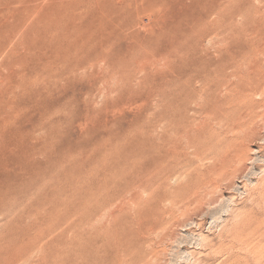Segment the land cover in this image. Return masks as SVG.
I'll return each instance as SVG.
<instances>
[{"label":"rangeland","instance_id":"rangeland-1","mask_svg":"<svg viewBox=\"0 0 264 264\" xmlns=\"http://www.w3.org/2000/svg\"><path fill=\"white\" fill-rule=\"evenodd\" d=\"M224 1L0 0V264H264V0ZM229 107L244 129L189 145Z\"/></svg>","mask_w":264,"mask_h":264},{"label":"bare ground","instance_id":"bare-ground-1","mask_svg":"<svg viewBox=\"0 0 264 264\" xmlns=\"http://www.w3.org/2000/svg\"><path fill=\"white\" fill-rule=\"evenodd\" d=\"M225 1H226V0H225ZM225 1H224V2H225ZM247 1H248V0H247ZM254 1H255V0H254ZM251 2H253V1H251ZM263 2H264V1H263ZM253 3H254V5H255V2H253ZM226 4H227V3H226ZM263 5H264V4H263ZM224 7H226V6H224ZM245 7H246V6H245ZM257 7H258V6H257ZM261 7H262V6H261ZM230 8H231V7H230ZM226 9H227V8H226ZM257 9H259V8H257ZM257 9H256V10H257ZM261 9H262V8H261ZM234 10H235V9H234ZM248 10L250 11V9H248ZM257 11H259V10H257ZM257 11H256V12H257ZM261 11H263V12H261V14H262V16H263V14H264V10L262 9ZM243 12H244V11H243ZM250 12H251V11H250ZM253 12H254V10H253ZM253 12H252V13H253ZM256 12H254V13H256ZM246 14H247V13H246ZM249 14H250V13H249ZM259 14H260V13H259ZM259 14H258V15H259ZM261 14H260V15H261ZM229 16H230V14H229ZM251 16H253V15L251 14ZM251 16H250V17H251ZM262 16H261V17H262ZM236 17H237V16H236ZM236 17H235V18H236ZM253 17H254V16H253ZM253 17H252V18H253ZM216 18H217V16H216ZM248 18H249V17H248ZM262 18H263V17H262ZM222 19H223V18H222ZM238 19H239V18H238ZM246 19H247V18H246ZM249 19H250V18H249ZM253 20H254V19H253ZM239 21H240V23H238V24H241V19H239ZM250 21L252 22L251 19H250ZM228 23H230V22H228ZM244 23H245V22H244ZM244 23H243V24H244ZM253 23H255L254 25L256 26V22H255V20L253 21ZM219 24H220V23H219ZM235 24H237V21L235 22ZM235 24H233V25H235ZM227 25H228V24H227ZM245 25H246V24H245ZM247 25H248V24H247ZM257 25H258V24H257ZM213 26H214V25H213ZM224 26H225V25H224ZM211 27H212V26H211ZM222 27H223V26H222ZM230 27H231V24H230ZM246 27H248V26H246ZM249 27H250V26H249ZM235 28H236L237 30H238L239 28L242 29V27H240V26H239V28H237V27L235 26ZM252 28H253V26H252ZM252 28H251V29H252ZM255 28H256V27H255ZM226 29H228V28H226ZM243 29H245V28H243ZM256 29H257V28H256ZM245 30H247V28H246ZM254 30H255V29H254ZM254 30H252V31H254ZM257 30L259 31V27H258ZM261 30H263V29H261ZM231 31H232V30H231ZM252 31H249V32H252ZM255 31H256V30H255ZM255 31H254V32H255ZM254 32H252V33H254ZM224 33H225V32H224ZM237 33H238V32H237ZM246 33H247V32L245 31V34H246ZM257 33H258V32H257ZM225 34H226V33H225ZM255 34H256V32L253 34V36H254ZM261 34H262V33H261ZM226 35H228V33H227ZM229 35H230V32H229ZM229 35H228V36H229ZM246 35H248V34H246ZM250 35H251V33H250ZM230 36H231V35H230ZM230 36H229V39H230ZM233 36H234V35L232 34V39H233ZM237 36H238V35H237ZM255 36H256V35H255ZM221 37H224V35H223V36L221 35L220 38H221ZM244 37H245V36H244ZM246 37H247V36H246ZM248 37H250V36H248ZM260 37H261V36H259L258 38L256 37V38H257L256 40L258 41V39H259V41H260V40H261ZM263 37H264V36H263ZM263 37H262V39H264ZM224 38H225V37H224ZM235 38H236V37H235ZM254 38H255V37H254ZM222 39H223V38H222ZM248 39H249V38H248ZM252 39H253V38H252ZM230 40H231V39H230ZM246 40H247V38H246ZM256 40H255V41H256ZM222 41H223V40H222ZM222 41H220V42L222 43ZM231 41H233V40H231ZM250 41H251V39L249 40V42H250ZM255 41H254V42H255ZM251 43H252V42H251ZM258 43H260V42H258ZM261 43H262V42H261ZM261 43H260V44H261ZM227 44H228V43H227ZM224 45L226 46L225 43H224ZM256 46H258V44H257ZM233 47H234V46H233ZM222 48H223V47H222ZM224 48H225V47H224ZM250 48H251V47H250ZM225 49H226V48H225ZM223 50H224V49H223ZM252 50H253V49H252ZM226 52H227V51H226ZM238 52H240V51H238ZM228 54H229V53H228ZM230 54H231V53H230ZM234 54H235V53H234ZM234 54L231 55V56H229V57H230V60H225V61L222 62V63H224L226 66L228 65V67H230V68L232 69V71L234 70V63H235V60H236V57L234 56ZM240 54H241V53H240ZM253 55H254V53H253ZM255 55H257V54H255ZM229 57H228V58H229ZM239 58H240V57H239ZM239 58H238V60H239ZM262 60H263V59H262ZM239 61H240V60H239ZM239 61H238V62H239ZM256 62H257V61H256ZM237 64H238V63H237ZM221 65H222V64H221ZM261 65H262V64H261ZM237 66L239 67V65H237ZM258 66H259V65H258ZM217 67H219V66H217ZM251 67H252V66H251ZM253 67H254V66H253ZM230 68H229V70H231ZM255 69L258 71V67L255 68ZM255 69H253V71H254ZM227 70H228V69H227ZM227 70H226V71H227ZM229 70H228V71H229ZM250 71H252V70H250ZM257 71H256V72H257ZM259 71H260V70H259ZM211 72H212V71H211ZM241 72H242V70H241ZM242 73H244V72H242ZM250 74L252 75V72H251ZM250 74H248V75L250 76ZM257 74H259V73H256L255 77L257 76ZM259 76H260V75H259ZM259 76H258V77H259ZM216 77H217V76H216ZM251 77H252V76H251ZM263 77H264V76H263ZM214 78H215V77H214ZM230 78H231V77H230ZM232 78H234V77H232ZM257 79H258V78L256 77V80H257ZM259 79L261 80V78H259ZM262 79H263V78H262ZM227 80H228V77H227ZM250 80H251V79H250ZM223 81H224V80H223ZM223 81H222V82H223ZM229 81H230V79H229ZM233 81H234V80H233ZM246 81H247V80H246ZM224 82H226V81H224ZM257 82H258V81H257ZM257 82H256V83H257ZM263 82H264V81H263ZM227 83H228V84L225 85V89H226V91H232V89L238 87V84H236V83H234V82H232V83L227 82ZM248 83H249V82H248ZM256 83H255V84H256ZM259 83H261V82H259ZM259 83H258V84H259ZM224 84H225V83H224ZM242 84H243V85H242V88H243L245 85H244L243 82H242ZM245 84H246V83H245ZM258 84H256V85H258ZM240 85H241V84H240ZM250 85H251V82H250ZM253 85H254V84H253ZM261 85H262V84H261ZM221 86H223V85H221ZM259 86H260V85H259ZM209 87H210V86H209ZM246 87H247V86H246ZM246 87H245V88H246ZM252 87H253V86H252ZM252 87H251V88H252ZM254 87H255V86H254ZM254 87H253V88H254ZM222 88H224V86H223ZM219 89H220V88H219ZM219 89H218V90H219ZM256 89H257V88H255V90H256ZM221 90H222V89H221ZM249 90H250V89H249ZM197 91H198V90H197ZM201 91L204 92L203 90H201ZM207 91H208V90H207ZM216 91H217V90H216ZM216 91H215V93H217ZM252 91H253V89H252ZM198 92H199V91H198ZM213 92H214V91H213ZM223 92H225V91L223 90ZM250 92H251V91H250ZM196 93H197V92H196ZM196 93H195V94H196ZM241 93H243V92L241 91ZM246 93L248 94V91H247ZM246 93L244 92V94H246ZM202 94H203V93H202ZM202 94H201V95H202ZM220 94H221V93H220ZM220 94H219V95H220ZM225 94H226V93H225ZM230 94H231V92H229V95H230ZM249 94H250V93H249ZM198 95H199L200 98H201L200 93L197 94V97H198ZM219 95H218V96H219ZM222 95H224V93H223ZM226 95H228V92H227ZM229 95H228V96H229ZM232 95H233V94H232ZM202 96H203V95H202ZM205 96H206V95H205ZM212 96H213V95H212ZM194 97H195V96H194ZM221 97H223V96H221ZM231 97H232V96H231ZM247 97H248V96H247ZM198 98H199V97H198ZM215 98H216V97H214V99H215ZM218 98H219V97H218ZM218 98H217V99H218ZM193 99H194V98H193ZM202 99H203V98H202ZM232 99H233V98H232ZM198 100H199V99H198ZM200 100H201V99H200ZM200 100H199V102H200ZM218 100H220V98H219ZM205 101H206V100H204V102H205ZM213 101H214V100H213ZM199 102H198V103H199ZM190 103H192V102H190ZM199 104H201V103H199ZM222 104H223V102H222ZM203 105H205V104H203ZM213 105H214V104H213ZM220 105H221V104H220ZM197 106H199V105H197ZM197 106H195V107H197ZM218 106H219V104H218ZM234 106H236V105H234ZM255 107L258 108V105L255 106ZM184 108H185V105H184ZM191 108H192V107H191ZM204 108H205V107H204ZM169 109H170V108H169ZM236 109H237V108L229 107V108H228L229 111L220 110L218 113H215V114H213L214 112L210 113L209 116H211V118L207 119L208 121H205V119H204V121H202V123H201V120H200V123H201V124L199 123L200 125H197V126L195 125L197 130H196L195 132H192V133H191L190 131L193 130L194 128L189 130L190 133L187 132V130H188L189 128H191V125L188 124V125H189V128H187V130H186V128H185V131H186L185 135H186V137H188V138H186V137H185V138H186L187 141H188V139H190L191 143H189V145H190V144H193V145H191V146H194L195 144L198 145L197 142H198V143H201L202 141H204V143H207V145L210 146V145L213 143L212 140L217 139L215 136H213V133L216 132V130H214V128L211 127V126H212V125H210L211 123H214V125L217 124V123H220V124H222V125L224 124L223 127L225 128V130H226V128H227V130H230V129L233 130V129H235L236 127H241V129H244L245 127L242 128V126H243V124H245V122H246V121H245L246 118L244 119V117H245L246 115H243L244 113H243L242 111H241L242 113H241L240 111H236ZM183 110L185 111L186 109H183ZM217 110H218V109H217ZM251 110H252V109H251ZM257 110H258V109H257ZM191 111H192V110H191ZM191 111H190V112H191ZM248 111H249V110H248ZM255 111H256V110H255ZM258 111H259V110H258ZM204 112H205V111H204ZM204 112H203V114L206 115V112H205V113H204ZM208 112H209V111H208ZM181 113H182V112H181ZM186 113H187V112H186ZM247 113H248V112H247ZM255 113H257V112H255ZM207 114H209V113H207ZM175 115H176V114H175ZM182 115H183V114H182ZM182 115H181V116H182ZM194 115H196V113H195ZM251 115H254V114H251ZM257 115H258V114H257ZM173 116H174V115H173ZM178 116H180V115L178 114ZM181 116H180V118H181ZM196 116H197V115H196ZM207 116H208V115H207ZM183 117H184V116H183ZM185 117H187V114H185ZM248 117H249V114H248ZM248 117H247V118H248ZM254 117H255V116H254ZM262 117H263V116H262ZM180 118H179V119H180ZM186 119H188V118H186ZM200 119H202V118L200 117ZM254 119H255V118H254ZM254 119H251V120H254ZM165 120H166V119H165ZM248 120H249V119H248ZM169 121H170V120H169ZM180 121H181V120H180ZM195 121H196V120H195ZM260 121H261V123H262V121H264V120L262 119V120H260ZM172 122H173V119H172ZM172 122H171V123H172ZM222 122H225V123H222ZM252 122H253V121H252ZM162 123H163V122H162ZM162 123H161V124H162ZM165 123H166V122H165ZM253 123H254V122H253ZM255 123H256V122H255ZM158 124H159V123H158ZM158 124H157V125H158ZM163 124H164V123H163ZM259 124H260V123H259ZM183 125H185V123H183ZM249 125H250V124H249ZM249 125H247V126H249ZM251 125H252V124H251ZM251 125H250V126H251ZM254 125H255V124H254ZM170 126H171V125H170ZM180 126H181V125H180ZM216 126L219 127V124L216 125ZM245 126H246V125H245ZM250 126H249V127H250ZM258 126H259V125H258ZM260 126H261V125H260ZM163 127H164V126H163ZM171 127H172V126H171ZM183 127H186V126H183ZM197 127H199V128H197ZM224 128H222V129H223L222 132L226 134L227 131L224 132ZM257 128H258V127H257ZM257 128L255 127L254 130H256ZM169 129H170V128H169ZM174 129H175V128H174ZM222 129H221V130H222ZM241 129H240V132H241ZM250 129H251V128H250ZM165 130H166V129H165ZM172 130H173V128H172ZM183 130H184V129L182 128V131H183ZM221 130H220V132H221ZM237 130H239V129L236 128V131H237ZM248 130H249V129H248ZM248 130H247V128H246L244 131H245V132L247 131L246 133H248V132H249ZM254 130L252 129V131L249 132V133L247 134V136H245V135L243 136L242 133H241V135H242V136H241V135H239L240 133H237L236 131H235V132H236L240 137H242V138H243V137H244V138H245V137H248V139L251 140V137H255V135H256L257 133H259V131H260V130H259V131L257 130V133H256ZM177 131H178V130H177ZM182 131H181V133L183 134L184 132H182ZM218 131H219V130H218ZM233 131H234V130H233ZM242 131H243V130H242ZM244 131H243V133H244ZM175 132H176V130H175ZM220 132H219V133H220ZM230 132H231V130H230ZM164 133H165V132H164ZM197 133H198V134H197ZM236 133L233 132L234 135H235ZM165 134H166V133H165ZM173 134H175V133H173ZM173 134H172V135H173ZM194 134H196L197 137H196V135H194ZM227 134H229V131H228ZM230 134H231V133H230ZM233 134H231V135H233ZM172 135H171V136H172ZM179 135H180V133H179ZM192 135H194V136H192ZM162 136H163V135H162ZM167 136H169L168 133H167ZM171 136H170V137H171ZM181 136H182V135H180V137H181ZM183 136H184V135H183ZM227 136H228V135H227ZM235 136H236V135H235ZM174 137H175V136H174ZM178 137H179V136H178ZM259 137H260V133H259ZM261 137H262V136H261ZM181 138H182V137H181ZM230 138H231V137H230ZM236 138H237V137H236ZM166 139H167V138H166ZM168 139H169V138H168ZM170 139H171V138H170ZM172 139H173V137H172ZM174 139H175V138H174ZM178 139H179V138H178ZM198 139H200V140H202V141H201V142H200V140H199V141H196V140H198ZM245 139H246V138H245ZM260 139H261V138H260ZM260 139H259V140H260ZM159 140H160V139H159ZM186 140H185V141H186ZM242 140H243V139H242ZM255 140H256V138H255ZM257 140H258V139H257ZM167 141H168V140H167ZM170 141L172 142L173 140H170ZM170 141H169V142H170ZM174 141H175V140H174ZM187 141H186V142H187ZM194 141L196 142L195 144L192 143V142H194ZM218 141H219V139H218ZM237 141H238V140H237ZM246 141H247V140H245V142H246ZM253 141H254V140H253ZM171 142H170V143H171ZM238 142H239V141H238ZM241 142H242V141H241ZM245 142H244V143H245ZM157 143H158V142H157ZM174 143H175V142H174ZM176 143H177V142H176ZM179 143H180V142H179ZM259 143H260V142H259ZM186 144H187V143H186ZM247 144L250 145L249 141H248ZM247 144H246V145H247ZM252 144H253V143H252ZM171 145H172V144H171ZM174 145H175V144H174ZM183 145H185V144H183ZM189 145H188V147H190ZM200 145H201V144H200ZM231 145H232V144H231ZM242 145L244 146V148H247L246 150H249V147H247L248 145L246 146L245 144H240V146H238L237 143H236L235 146H233V147H235V148H234V150H235V149H236V146H237V149L235 150L236 152L233 151V152H234V154H232L233 156L230 154V153L232 152V150H231V151H230V150L228 151V149H227L228 154H229L228 156L230 157V159H228V158H227V157H228L227 154L224 153V152H225V150H224L225 148H224V149L222 150V151H224V152H222V153H223V155H226L227 157H224V156H222L221 154H220V155H221L222 157H218V156H220V155L218 154V155H217V159L220 158V159H218V161L220 160V165H219L218 167H216L218 164L215 165V169H212V167L210 168V169L213 171V173H212L211 170H208V169H207L206 172L210 171V172H208V173H210V174H211V173L214 174V172H215V174H216V173H223V174L226 173L224 170H225V168H226L227 166L230 165V164L227 165V164H228V163H227L228 161H230V163H232L233 161L235 162V160L238 161L239 158H240L241 156L243 157V155H244L243 149H244V148H243ZM165 146H166V144H165ZM167 146H168V145H167ZM185 146H186V145H185ZM227 146H229V145L227 144ZM241 146H242V147H241ZM168 147H169V146H168ZM170 147H174V146L172 145V146H170ZM188 147H187V149H188ZM194 147L196 148L197 146H194ZM231 147H232V146H230V149H232ZM166 148H167V147H166ZM166 148H165V149H166ZM177 148H179V147H176V149H177ZM192 148H193V147H192ZM192 148H191V149H192ZM217 148H218V147H217ZM228 148H229V147H228ZM162 149H163V148H162ZM172 149H173V148H172ZM172 149H170V150H172ZM179 149H180V148H179ZM191 149H190V150H191ZM197 149H198V148H197ZM168 150H169V149H168ZM168 150H167V151H168ZM181 150H182V149H181ZM185 150H186V149H185ZM204 150H205V149H204ZM167 151H166V152H167ZM205 151H206V150H205ZM250 151H252V150H250ZM250 151H248V153H249ZM157 152H158V151H157ZM174 152H176V151L174 150ZM193 152H194V151H193ZM195 152H197V151H195ZM199 152H200V150H199ZM202 152H203V151H202ZM246 152H247V151H246ZM186 153H188V152L186 151ZM190 153H192V152L190 151ZM190 153H189V154H190ZM248 153H247V154H248ZM159 154H160V153H159ZM176 154H177V153H176ZM195 154H196V153H195ZM249 154H250V153H249ZM161 155H162V154H161ZM186 155H187V154H186ZM186 155H185V156H186ZM197 155H200V154H196V156H197ZM183 156H184V155H183ZM189 156H191V155H189ZM194 156H195V155H194ZM244 156H245V155H244ZM248 156H249V155H248ZM248 156H245V157H248ZM163 157H164V155H163ZM168 157H169V156H168ZM187 157H188V155H187ZM245 157H244V158H245ZM250 157H251V156H249V158H250ZM173 158H174V157H173ZM185 158H186V157H185ZM213 158H214V157H213ZM235 158H236V159H235ZM176 159H177V158H176ZM188 159H189V158H188ZM192 159H193V157H192ZM194 159H195V158H194ZM207 159H208V158H207ZM247 159H248V158H247ZM247 159H244V161L247 160ZM204 160H206V159H204ZM208 160H209V159H208ZM210 160H212V159H210ZM213 160H215V159H213ZM231 161H232V162H231ZM200 162H203V161H200ZM211 162H213V161H211ZM234 162H233V163H234ZM242 162H243V161H242ZM242 162H241V161H238L239 165H241ZM248 162H249V161H248ZM156 164H157V162H156ZM211 164H212V163H211ZM213 164H214V162H213ZM232 165H233V164H232ZM232 165H231V167H227V168H229V169H230V168H231V169L233 168L232 171H229V169H228V171H227L228 173H229V172H233V171H234V168L236 169L235 165H233L234 167H232ZM245 165H246V163H245ZM163 166H164V165H163ZM169 166H170V165H169ZM207 166H208V165H207ZM212 166H213V165H212ZM236 166H238V165L236 164ZM176 167H177V166H176ZM239 167H240V166H239ZM239 167H238V168H239ZM132 168H133V167H132ZM205 168H206V167H205ZM227 168H226V169H227ZM240 168H241V167H240ZM162 169H163V168H162ZM245 169H246V168H245ZM137 171H139V170H137ZM199 171H200V170H199ZM240 171H241V170H240ZM240 171H239V172H240ZM195 172H198V171H195ZM234 172H237V171H234ZM243 172H244V171H243ZM133 173H134V172H133ZM163 173H164V172H163ZM163 173H162V174H163ZM135 174H136V173H135ZM153 174H154V173H153ZM200 174L203 175L202 172H201ZM206 174H207V173H206ZM215 174H214V175H215ZM223 174H222V175L220 174V176H223ZM197 175H198V174H197ZM208 175H209V174H208ZM214 175H213V176H214ZM227 175H228V174H226V176H227ZM230 175H231V178H232V173L229 174V176H230ZM235 175L237 176L238 174L236 173ZM235 175H234V176H235ZM134 176H135V175H134ZM136 176H137V175H136ZM149 176H150V175H149ZM149 176H148V177H149ZM210 176H211V175H210ZM216 176H217V174H216ZM218 176H219V175H218ZM226 176L224 175L225 179H227ZM200 177L203 178L204 175H203V177H202V176H200ZM214 177H215V176H214ZM123 178H124V177H123ZM139 178H140V177H139ZM233 178H234V177H233ZM148 179H149V178H148ZM156 179H157V178H156ZM215 179H216V178H215ZM221 179H222V178H221ZM218 180H219V179H218ZM229 180H230V179H229ZM143 181H144V180H143ZM198 181H199V180H198ZM232 182H233V181H232ZM141 183H142V181H141ZM144 183H145V182H144ZM204 183H205V182H204ZM204 183H203V184H204ZM216 183H217V182H216ZM219 183H220V182H219ZM222 183H225V182H222ZM98 184H99V183H98ZM147 184H148V183H147ZM228 184H229V183H228ZM92 185H93V183H92ZM136 185H137V184H136ZM138 185H139V184H138ZM157 185H158V184H157ZM205 185H206V184H205ZM208 185H209V184H208ZM158 186H160V185H158ZM201 186H202V185H201ZM141 187H142V186H141ZM191 187H192V186H191ZM204 187H205V186H204ZM158 188H159V187H158ZM160 188H161V186H160ZM194 188H195V187H194ZM205 188H206V187H205ZM212 188H213V187H212ZM141 189H144V188H141ZM156 189H157V188H156ZM156 189H155V190H156ZM153 190H154V189H153ZM195 190H196V188H195ZM209 190H210V188H209ZM261 190H262V189H261ZM141 192H142V191H141ZM155 192H156V191H155ZM181 192H182V190H181ZM199 192H200V191H199ZM210 192H211V191H210ZM139 193H140V192H139ZM145 193H146V192H145ZM185 193H186V192H185ZM211 193H212V192H211ZM211 193H209V195H210ZM156 194H157V192H156ZM162 194H163V193H162ZM180 194H181V193H180ZM182 194H184V192H182ZM197 194H198V193H197ZM153 195H154V194H153ZM153 195H152V196H153ZM164 195H165V194H163V196H164ZM192 195H193V194H192ZM200 195H202V194H200ZM205 195H206V194H205ZM148 196H149V195H148ZM148 196H147L146 198H149ZM150 196H151V195H150ZM166 196H167V195H166ZM178 196H179V194H178ZM180 196H181V195H180ZM186 196L188 197V195H186ZM198 196H199V194H198ZM139 197H141V196H139ZM153 197H154V199L157 198V197L155 198V196H153ZM161 197H162V196H161ZM183 197H185V195H184ZM192 197H193V196H192ZM162 198H164V197H162ZM173 198H174V197H173ZM178 198H179V197H178ZM178 198H176V196H175L174 199L178 200ZM189 198H190V197H189ZM160 199H161V198H160ZM174 199H173V200H174ZM181 199H182V198H181ZM200 199H201V198H200ZM204 199H205V197H204ZM148 200H149V199H148ZM161 200H162V199H161ZM185 200H186V199H185ZM185 200H184V201H185ZM207 200H208V199H207ZM170 201H171V200H170ZM191 201H192V200H191ZM204 201H205V200H204ZM208 201H210V200H208ZM175 202H176V201H175ZM179 202H180V201H179ZM182 202H183V199H182ZM200 202H201V201H200ZM138 204H139V203H138ZM141 204H142V203H141ZM147 204H148V202H147ZM175 204H176V203H175ZM134 205H135V204H134ZM154 205H156V204H154ZM135 206L137 207V205H135ZM145 206H146V205H145ZM172 206H173V205H172ZM150 207H151V205H150ZM159 207H160V206H159ZM161 207H162V206H161ZM101 208H102V207H101ZM105 208H106V207H105ZM147 208H148V207H147ZM186 208H187V207H186ZM156 209H159V208H158V205H157V208H154V210H156ZM165 209H166V208H165ZM171 209H172V208H171ZM91 210H92V209H91ZM99 210H100V209H99ZM137 210H138V209H137ZM143 210H144V209H143ZM147 210H148V209H147ZM150 210H152V209H150ZM154 210H153V211H154ZM100 211H101V210H100ZM106 211H107V210H106ZM157 211H158V210H157ZM159 211H160V210H159ZM169 211H170V210H169ZM145 212H146V211H145ZM100 213H101V212H100ZM151 213H152V212H151ZM160 213H161V212H160ZM169 213H170V212H169ZM146 214H148V212H147ZM233 214H234V213H233ZM90 215H91V214H90ZM92 215H93V214H92ZM99 215H100V214H99ZM155 215H156V214H155ZM108 216H109V215H108ZM113 216H114V215H113ZM152 216H153V215H152ZM156 216H157V215H156ZM239 216H240V215H239ZM111 217H112V216H111ZM111 217H110V218H111ZM127 218H128V217H127ZM130 218H131V217H130ZM165 218H166V217H165ZM88 219H89V218H88ZM103 219H104V218H103ZM106 219H107V217H106ZM108 219H109V218H108ZM115 219H116V218H115ZM146 219H147V218H146ZM154 219H155V218H154ZM158 219H159V218H158ZM158 219H157V220H158ZM95 220H96V219H95ZM112 220H113V219H112ZM117 220H118V218H117ZM129 220H130V219H129ZM138 220H140V219H138ZM159 220H160V219H159ZM162 220H163V219H162ZM166 220H167V222H169L168 219H166ZM166 220H165V223H166ZM91 221H92V220H91ZM96 221H97V220H96ZM104 221H105V220H104ZM115 221H116V220H115ZM149 221H150V219H149ZM151 221H152V220H151ZM163 221H164V220H163ZM88 222H89V221H88ZM113 222H114V220H113ZM142 222H143V221H142ZM120 223H121V222H120ZM156 223H157V222H156ZM236 223H237V222H236ZM90 224H91V223H90ZM92 224H93V223H92ZM92 224L90 225V227L92 226ZM105 224H106V222H105ZM113 224H114V223H113ZM136 224H137V223H136ZM136 224H134V227H135ZM138 224H139V223H138ZM148 224H149V223H148ZM159 224H160V223H159ZM163 224H164V223H163ZM242 224L244 225V228H247V229H248V231H249V229L251 228V226H253V229H252V230H259L258 227L256 226V224H254V221L251 222V221L245 220L244 222H242ZM257 224H258V223H257ZM88 225H89V224H88ZM96 225H97V224H96ZM100 225H101V224H99V228H97L98 225H97V226L94 225V227L92 226V230H93V228H94L95 230L98 231L97 233H99V231H104V230L106 231L107 227H106L105 225L100 227ZM102 225H103V224H102ZM117 225H118V224H116V226H117ZM127 225H128V224H127ZM132 225H133V224H132ZM231 225H232V224H231ZM234 225H235V224H234ZM234 225H233V227H234ZM82 226H84V225H82ZM107 226H108V225H107ZM110 226H111V225H110ZM113 226H114V225H113ZM130 226H131V225H130ZM151 226H154V225L152 224ZM164 226H165V225H164ZM84 227H85V226H84ZM127 227H128V226H127ZM221 227H222V226H221ZM229 227H230V226H229ZM129 228H130V227H129ZM137 228H139V227H137ZM137 228H135V229H137ZM147 228H148V227H147ZM150 228H151V227H150ZM152 228H153V227H152ZM155 228H156V227H155ZM161 228H163V227H161ZM244 228H243V229H244ZM112 229H113V228H112ZM220 229H221V228H220ZM233 229H234V228H233ZM130 230H131V229H130ZM138 230H139V229H138ZM147 230H148V229H147ZM152 230H153V229H152ZM154 230H155V229H154ZM87 231H88V230H87ZM109 231H110V230H109ZM144 231H146V230H144ZM241 231H242V230H241ZM250 231H251V230H250ZM150 232H151V231H150ZM156 232H157V231H156ZM222 232H223V231H222ZM88 233H89V232H88ZM91 233H92V231H91ZM95 233H96V231H95ZM119 233H120V232H119ZM135 233H136V232H135ZM147 233H148V232H147ZM151 233H152V232H151ZM162 233H163V232H162ZM219 233H220V232H219ZM244 233H245V232H244ZM132 234H133V233H132ZM158 234H159V233H158ZM222 234H223V233H222ZM245 234H246V233H245ZM105 235H106V234H105ZM120 235H121V234H120ZM135 235H136V234H135ZM141 235H142V234H141ZM146 235H147V234H146ZM82 236H83V235H82ZM88 236H89V235H88ZM102 236H104V235L102 234ZM114 236H115V235H114ZM126 236H127V235H126ZM129 236H130V235H129ZM142 236H144V235H142ZM158 236H159V235H158ZM223 236H224V235H223ZM226 236H227V238H228V236H230V235H226ZM76 237H77V236H76ZM79 237H80V236H79ZM106 237H107V236H106ZM111 237H112V235H111ZM117 237H118V236H117ZM130 237H132V236H130ZM134 237H135V236H134ZM138 237H139V236H138ZM235 237H236V236H235ZM143 238H144V237H143ZM225 238H226V237H225ZM97 239H99V238H97ZM102 239H103V238H102ZM121 239H122V236H121ZM137 239H138V238H137ZM236 239H237V238H236ZM87 240H88V239H87ZM99 240H100V239H99ZM237 240H238V239H237ZM245 240H246V238H245ZM97 241H98V240H97ZM109 241H110V239H109ZM117 241H118V240H117ZM219 241L221 242V240H219ZM225 241H226V240H225ZM243 241H244V240H243ZM91 242H92V241H91ZM101 242H102V241H101ZM104 242H106V240H105ZM111 242H112V241H111ZM122 242H123V241H122ZM205 242H206V241H205ZM217 242H218V241H217ZM230 242H231V241H230ZM230 242H229V243H230ZM234 242H235V238H234ZM135 243H136V241H135ZM208 243H209V242H208ZM81 244H82V243H81ZM100 244H101V243H100ZM104 244H105V243H104ZM122 244H123V243H122ZM127 244H128V242H127ZM206 244H207V243H206ZM210 244H211V243H210ZM222 244H223V243H222ZM105 245H106V244H105ZM119 245H120V244H119ZM234 245H235V244H234ZM126 246H128V245H126ZM140 246H141V245H140ZM204 246H205V245H204ZM98 247H99V246H98ZM102 247H103V245H102ZM114 247H115V246H114ZM122 247H123V245H122ZM133 247H134V246H133ZM138 247H139V246H138ZM115 248H116V247H115ZM125 248H126V247H125ZM209 248H210V247H209ZM109 249H110V248H109ZM132 249H133V248H132ZM104 250H105V249H104ZM110 250H111V249H110ZM231 250H232V249H231ZM119 251H121V250L119 249ZM132 251H133V250H132ZM138 251H139V250H138ZM141 251H142V250H141ZM143 251H144V250H143ZM145 251L148 253L147 250H145ZM121 252H122V251H121ZM128 252H129V251H128ZM96 253H97V252H96ZM113 253H114V252H113ZM135 253H137V252H135ZM150 253H151V252H150ZM152 254H153V253H152ZM113 255H114V254H113ZM119 255H120V254H119ZM125 255H126V254H125ZM127 255H128V254H127ZM133 255H134V254H133ZM139 255H140V254H139ZM104 256H105V255H104ZM114 256H115V255H114ZM150 256H151V255H150ZM105 257H106V256H105ZM122 257H123V256H122ZM122 257H120V259H121ZM111 258H112V257H111ZM130 258H131V257H129V261H133V259L131 258L132 260H130ZM139 258H140V257H139ZM141 258H142V256H141ZM150 258H151V257H150ZM136 259H137V257L135 256V260H136ZM102 260H103V259H102ZM106 260H107V259H106ZM107 261H108V260H107ZM112 261H113V260H112ZM112 261H111V262H112ZM120 261H121V260H120ZM146 261H147V260H146ZM103 262H105V261H103ZM137 262H138V261H137ZM116 263H117V262H116ZM118 263H120V262H118ZM122 263H123V262H122ZM130 263H133V262H130ZM135 263H136V262H135ZM149 263H150V262H149ZM112 264H113V263H112ZM143 264H144V263H143Z\"/></svg>","mask_w":264,"mask_h":264}]
</instances>
